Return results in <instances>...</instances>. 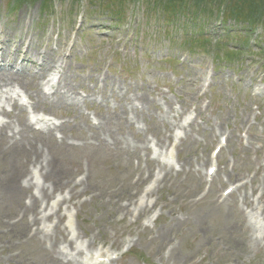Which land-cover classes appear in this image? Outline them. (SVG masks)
Returning a JSON list of instances; mask_svg holds the SVG:
<instances>
[{"label":"rangeland","instance_id":"374dc122","mask_svg":"<svg viewBox=\"0 0 264 264\" xmlns=\"http://www.w3.org/2000/svg\"><path fill=\"white\" fill-rule=\"evenodd\" d=\"M12 2L0 0V68L17 46L53 62L27 64L40 78L0 90V264H91L97 251L105 264H264V23L220 14L222 2L192 24L151 0ZM58 63L72 108L36 106L30 96ZM19 118L63 129L43 151L65 174L56 189L33 152L8 148ZM100 128L118 142L97 140ZM14 222L26 233L8 235Z\"/></svg>","mask_w":264,"mask_h":264},{"label":"bare ground","instance_id":"6f19581e","mask_svg":"<svg viewBox=\"0 0 264 264\" xmlns=\"http://www.w3.org/2000/svg\"><path fill=\"white\" fill-rule=\"evenodd\" d=\"M16 48L18 52L15 58H17L18 56H21L20 51H22V54L25 53L24 56L22 57V61L26 62L24 64L25 68L23 64L20 67H18L17 63L16 64L13 63L15 58L12 56H9V53H6L5 54L6 56L5 66H10V67H7V68L5 67L6 68L5 70L0 68V90L3 88L12 87L13 85L15 86L28 85L27 78H32V79L40 78L41 75L39 73L34 74V72H29L27 68L28 67L27 64H31V65L38 64L39 66L43 67V70L41 71H44V70L49 69V66L53 62V58L47 57L46 54H44L40 58V61H39V59L37 58L34 59L31 56H27L28 51L24 52L22 49V46L20 47L17 46ZM34 53L35 55L39 54L38 51L36 50H34ZM0 61H4V59L2 58L0 59ZM63 62L64 61L62 60L61 63ZM58 68L60 72L53 70V74H52L53 77L51 78V80L55 79L58 73H60V75L58 77V80L55 82L56 84L55 88L53 87L49 93L51 97H54V101L48 102L47 95H43L41 92L43 88L41 89L40 87L37 86V88L34 89V95L31 96L32 98H34L36 102V106L41 105L43 103H48L51 108L52 107L72 108L71 102H69L70 96L68 95V93L69 92L75 93V88L72 87L70 84H64V81H65V77L63 76L64 71L62 73L60 66H58ZM62 68L64 69V66H62ZM38 83L39 82L37 81L35 83V86ZM62 89H66V90L62 91ZM137 101H140V102L143 101L142 97L137 96ZM74 110H76V108ZM20 111L22 112V109H20ZM108 118L111 120L113 119L110 116ZM121 119H122L121 115H116L113 120L120 122ZM20 124L22 125L21 130H19L17 134L21 138L15 139V133L12 135H9L8 136L9 140H6L8 148H10L12 152H15L20 155L22 154L27 155L28 153L33 152L34 163L39 165L40 170H43L45 174L44 178L48 180L50 183L49 186H52L54 189H56V187H58L60 184L64 182V179L66 178L65 174L55 164L56 160L54 157H52L51 160L49 159L47 155L45 158L43 157V151L46 148L48 149V146H53L52 145L53 143L57 141H61L63 139V135H64L63 129L62 128L58 129V133L60 134V136H57V134L53 133L52 131H48L47 133H45L37 129H32L31 124L28 121L26 122L22 118H19V126ZM88 127L89 129L92 128L89 125ZM28 133H31V135H29ZM114 134L115 132L113 130L111 129L105 130L104 128H100L93 132V136H95L97 140L99 139V140L105 141L108 138H112L116 142L117 140L115 139ZM203 160L207 161L206 158L205 159L203 158ZM20 180H21V176H19V171L14 169L13 174L11 175L10 182H8L9 183L8 191L12 197L16 198V202L19 201L18 198L22 193V186H21ZM73 187L75 188V186ZM46 193L47 192L45 191L43 192L44 197H46ZM35 202H36V199H34V204ZM21 223L14 222L11 225L12 229L9 231L8 235H10L11 232L16 233L17 235L25 234L26 233L25 228L21 225ZM98 256L99 255L95 256L92 259L93 264H99L101 262Z\"/></svg>","mask_w":264,"mask_h":264},{"label":"trees","instance_id":"16d2710c","mask_svg":"<svg viewBox=\"0 0 264 264\" xmlns=\"http://www.w3.org/2000/svg\"><path fill=\"white\" fill-rule=\"evenodd\" d=\"M29 0H14L12 6H20L22 3ZM48 3V0H45ZM159 4L162 7L163 12H169L170 9L177 7L178 10L186 15L189 14V23L199 22V16L201 13L210 8H215V4L219 6L222 2V7H218L219 13L229 14V18L239 21H247L249 25H255L257 22L264 21V0H260L259 4L247 2L240 3L239 0H151V4ZM231 2L232 4H229ZM225 3V4H224ZM249 3V4H248ZM49 5H43L47 8ZM191 8V9H190ZM210 8V9H211ZM239 49L232 50L230 53L237 54ZM230 53H226L228 56Z\"/></svg>","mask_w":264,"mask_h":264}]
</instances>
